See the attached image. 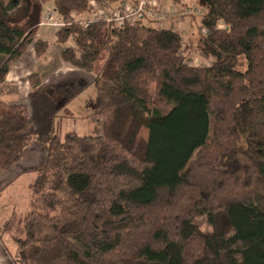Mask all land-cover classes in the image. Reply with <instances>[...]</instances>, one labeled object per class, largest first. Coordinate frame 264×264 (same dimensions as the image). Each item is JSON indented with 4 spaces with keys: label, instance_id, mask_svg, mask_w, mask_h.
Listing matches in <instances>:
<instances>
[{
    "label": "trees",
    "instance_id": "trees-1",
    "mask_svg": "<svg viewBox=\"0 0 264 264\" xmlns=\"http://www.w3.org/2000/svg\"><path fill=\"white\" fill-rule=\"evenodd\" d=\"M137 1L0 0V85L30 47L47 53L38 34L51 3L65 24L57 42L73 43L62 60L94 73L97 90L92 133L64 140L46 118L35 123L25 102L0 100V173L32 143L47 149L13 258L264 264V0H196L197 10L173 0V19L121 26L92 19ZM186 18L200 24L187 41L160 26ZM196 35L210 64L193 65ZM35 79L31 97L62 85ZM143 128L147 140L138 138Z\"/></svg>",
    "mask_w": 264,
    "mask_h": 264
},
{
    "label": "rangeland",
    "instance_id": "rangeland-1",
    "mask_svg": "<svg viewBox=\"0 0 264 264\" xmlns=\"http://www.w3.org/2000/svg\"><path fill=\"white\" fill-rule=\"evenodd\" d=\"M161 2L164 4V1L161 0ZM186 2L191 4L195 10L199 8V6H197L198 1L196 0H186ZM171 8H173V6ZM176 8L174 9L175 12H177ZM53 9L54 8L51 3L45 6V11L47 13L50 12L49 10ZM170 22L171 21H167L166 23H162L160 26L164 28L171 27L178 30L186 36V41L188 39L190 40V37L188 36L196 33L198 30V25L200 26V24H198L199 19L198 23H196L195 21H192V18L173 21V25H171ZM156 26L158 25L156 24ZM59 27L60 26L42 25L39 30V35H41L43 39H45V41H47L49 44L47 54L49 56L50 63L48 62V64L40 66V71L44 73L43 76L38 74V78L41 79V82L43 77L44 79H49L47 81L49 83L59 82L58 84L61 83L62 85L60 84L61 86H56V88H54V92L52 90V92L35 94L32 95V97L30 95L27 99H21L19 102L23 101L28 105V109L32 111V116H34L36 112V116L33 117L35 123L36 120L37 122H42L46 118V125L51 122L50 125L55 126L56 129V131H52H54L62 140H64L66 134L69 132H76L80 135H88L92 133L96 124L92 123V121L89 119V115L92 114L91 105L94 101H96L97 90L94 84V73L79 70L67 63L66 64L69 65L73 70H76L75 73H66L65 70H60L61 68L58 67V63H60V59H58V53L60 50H63L64 48L66 49L73 45L72 42H68L66 45H61L57 42L56 32L58 31ZM194 37L195 38L191 39L193 43L191 44L192 47L189 53L191 54L190 56L192 58L193 65H206L209 62L205 60V58H203L200 53L197 52V50H195V44H198L200 36L196 35ZM25 55L26 56L23 57L24 59L22 61L20 60V63L18 62L19 64L16 63L14 65L15 67L13 66L15 68V73L25 69L26 65L29 64L30 59L28 51ZM46 60L47 57H44L43 61ZM13 67L12 69L14 70ZM55 73H59V75L55 76ZM34 75L37 78V74ZM35 76L34 79L31 80L30 86H33L32 82L36 80ZM81 80H84V82L79 86V81ZM0 86V97L3 91L4 93L9 92L10 94L14 95V88L3 84ZM66 108L67 110H65ZM44 128L48 129L47 127ZM148 134V130L143 128L141 129L138 138L147 140ZM35 177V171H32L31 173L28 171L17 177L13 183L8 182L0 188V216H14L10 222L0 228V244H2V247H4L7 252V254L3 253L2 248H0V264H16V260L13 258L17 246L15 244V238L18 237L22 232L24 218L29 208V199L31 193L30 185L34 181ZM196 222L202 231L210 232L212 230L205 218H198Z\"/></svg>",
    "mask_w": 264,
    "mask_h": 264
},
{
    "label": "crops",
    "instance_id": "crops-1",
    "mask_svg": "<svg viewBox=\"0 0 264 264\" xmlns=\"http://www.w3.org/2000/svg\"><path fill=\"white\" fill-rule=\"evenodd\" d=\"M162 1H164L165 6H168L167 8H171L173 6V3H172L173 0H162ZM38 39L45 41V39H43V37L39 34H38ZM62 51L63 50H60V52L58 53L59 54L58 59H60V63H58L59 64L58 67L61 68V69L60 68L59 69L65 70L66 73H75L76 70H73L69 65H67L62 60V57H61ZM35 53H36L35 49L32 46L28 50L30 62L28 65H26V68L15 73V68H14L15 66H14L13 67L14 70L12 69L10 71V73L8 74V76L6 78V82L3 85L10 86V87L14 88V91H13L14 95L10 94L9 92L4 93V91H3V93L0 97V100L7 102V103H15V102H19L21 99H27L32 94L33 91H32V86H30V82H31L30 77L34 74H39L40 76H43L44 72L42 73L40 71V66L44 65V64H48V62H49V56L47 53L44 56V57H47L46 61H43L44 57L38 58ZM23 59L24 58H22L21 61ZM65 72H63V73H65ZM58 75H59V73L58 74L55 73V76H58ZM48 80L49 79H47V78L44 79L42 77V82H41L40 87L43 88V87H46V85L50 86V85H53L56 83V82L55 83H49V82H47ZM65 110H67V108ZM68 111H70V110H68ZM29 112H30V115H32V111L30 110ZM50 129L56 131L55 126H51ZM52 132H54V131H52ZM46 155H47V149L45 146L38 144L36 142L32 143L31 146L29 147V149L27 150L25 158L18 165L13 167L10 171L0 173V188L8 182L13 183L17 177H19L21 174H23L25 172H28V171H30V173L32 171L36 172V170L44 164ZM13 218H14V216H0V228L3 227L8 222H10ZM0 243H1V240H0ZM0 248H2L3 253L7 254L4 247H2V244H0Z\"/></svg>",
    "mask_w": 264,
    "mask_h": 264
},
{
    "label": "built area",
    "instance_id": "built-area-1",
    "mask_svg": "<svg viewBox=\"0 0 264 264\" xmlns=\"http://www.w3.org/2000/svg\"><path fill=\"white\" fill-rule=\"evenodd\" d=\"M94 5H97V3L94 2ZM175 16V10L173 8H167L159 0H138L133 5L125 3L122 8H120V10L112 16H108L98 10L92 19L93 21H98L100 20V18H102L107 20L108 22H115L121 26L126 21L130 24H136L137 22L145 19L164 21L173 19V17ZM42 25L60 26L59 28H61L64 27L65 24H63L58 19V17H56L53 11H50L49 13H47Z\"/></svg>",
    "mask_w": 264,
    "mask_h": 264
}]
</instances>
